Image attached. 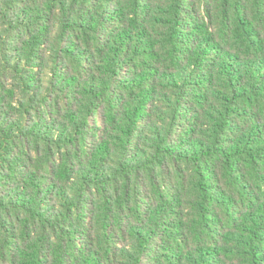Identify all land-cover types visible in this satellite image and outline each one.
I'll return each instance as SVG.
<instances>
[{
    "label": "trees",
    "instance_id": "obj_1",
    "mask_svg": "<svg viewBox=\"0 0 264 264\" xmlns=\"http://www.w3.org/2000/svg\"><path fill=\"white\" fill-rule=\"evenodd\" d=\"M0 264H264V0H0Z\"/></svg>",
    "mask_w": 264,
    "mask_h": 264
}]
</instances>
